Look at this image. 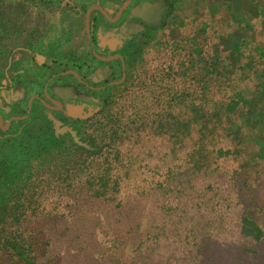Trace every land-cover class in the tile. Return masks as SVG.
Segmentation results:
<instances>
[{
  "label": "rangeland",
  "instance_id": "374dc122",
  "mask_svg": "<svg viewBox=\"0 0 264 264\" xmlns=\"http://www.w3.org/2000/svg\"><path fill=\"white\" fill-rule=\"evenodd\" d=\"M34 1L0 0V113L21 118L13 135L0 136V159L14 140L39 131L68 143L51 160L69 165L36 173L30 194L37 203L26 221L14 225L26 230L40 264H264V91L258 79L264 72V0L133 3L119 16L118 43L108 42L121 56L125 78L117 76L82 116L84 105L70 104L87 119L67 126L45 109L26 110L46 82L56 85L52 93L67 94L74 76L59 82L52 75L65 69L36 68L18 47L33 33L63 40L70 24L71 64L92 65L97 27L89 25L80 0ZM215 50L223 56L208 62L214 74L198 76L202 53ZM168 65L176 75L168 76ZM176 92L185 104L172 109L183 120L195 115L193 107L206 118L218 115L208 118L207 129L190 123L189 135L177 142L159 124L163 97ZM116 117L118 136L101 142ZM97 135L102 150L88 152L87 138ZM77 162L92 165L81 172ZM69 169L76 170L71 185L65 180ZM102 181L109 184L99 194L95 187ZM18 256L0 250V264H22Z\"/></svg>",
  "mask_w": 264,
  "mask_h": 264
},
{
  "label": "trees",
  "instance_id": "16d2710c",
  "mask_svg": "<svg viewBox=\"0 0 264 264\" xmlns=\"http://www.w3.org/2000/svg\"><path fill=\"white\" fill-rule=\"evenodd\" d=\"M223 54L220 51H214L212 55L202 53V58L199 63H204V65L198 66L197 75L200 76L203 72H209L214 74V71L209 70L207 66L209 61L218 60ZM207 66V69L204 67ZM168 76L176 75L177 71H174L172 65H168ZM172 70V71H170ZM216 75H221L217 72ZM259 86L264 91V72L258 73ZM128 81V80H127ZM168 81L163 82V89H170ZM208 85V84H207ZM211 86V85H210ZM206 85H202L200 92L204 93ZM207 89V88H206ZM218 91V86H213L211 90ZM171 94V93H170ZM240 95V94H237ZM180 95L173 93L172 95H167L163 97V119L159 120V124L163 126V135L168 136L174 141H182L188 136L190 128V123H199L204 129L208 128V118H218L217 113L214 115H198L197 112L200 110L198 107L194 108V114L188 121L183 120L181 117L175 115L173 107L177 104H185L179 97ZM109 112L107 114L110 115ZM81 122V121H80ZM112 122V123H111ZM109 122V128L102 133L101 142H106L107 140L113 141V137H117L119 130L121 128L120 118L116 117L115 120ZM125 131V130H124ZM99 136H89L87 139L88 144L92 148L88 149V152L96 153L102 150L97 139ZM64 137L57 135L55 132H37L19 140H14L10 143L11 149L7 154L0 159V250H8L9 253L13 252L18 254V258L22 264H40L38 251H35L34 244L26 238V230H22L20 227H14V225L21 224L23 221L27 220V212H29L33 204H36L37 197H34L33 192L30 194L31 189L35 185V175L36 173L44 167H65L69 164H65L62 160H51L57 159L53 158L54 155L62 154L65 149L68 148V143L64 145ZM95 148V149H94ZM46 159L50 160L49 162ZM79 165V166H78ZM92 163H79L75 164V168L80 169L81 172L90 168ZM80 170H77L80 172ZM70 175H66L67 185H71L74 182L75 169H69ZM67 172V171H66ZM67 174H69L67 172ZM104 176L99 180H103ZM87 184L92 185L94 188V180H87ZM101 187H95V190L102 192V189L108 186V181H102ZM31 196L33 198H31Z\"/></svg>",
  "mask_w": 264,
  "mask_h": 264
},
{
  "label": "flooded vegetation",
  "instance_id": "af4514ba",
  "mask_svg": "<svg viewBox=\"0 0 264 264\" xmlns=\"http://www.w3.org/2000/svg\"><path fill=\"white\" fill-rule=\"evenodd\" d=\"M161 1L162 0H123V2L118 5L116 13L111 18L107 17L106 15H104V19L101 18L100 20H93L91 18L89 21V25H91V28L93 29L97 27V29L92 30L91 33L92 39L94 41L93 47L91 45L90 49H92V53L95 57L94 62L91 65L87 61L83 65L82 63L76 62V59L74 58L75 60L73 61L72 59V64L77 68V70L74 69V71L71 70L72 64L70 58H68L71 54V48L69 49V46L64 48L61 45H59V47L58 45H56L54 46V49L56 51L60 50V52L56 54V57H51L50 59L45 60L43 63L36 60V46L40 45L42 47V44L49 43L55 40H57L56 43L60 44L62 43V40L55 39V36H52L49 33L42 37L35 35L34 33L31 36L23 37L24 40H28L26 41L27 44L18 47V49L31 55L34 62V67L42 68L46 66L50 68L59 67L62 68V70L65 69L67 72H62L60 74L58 73L59 75H52V77L54 76V79L59 80V82H64L66 79H70V76L68 75L74 76L72 85H69V87L67 88V94H65L66 92L52 93V91H58L56 85H53L52 81L49 83L46 82L43 87L44 93H41L42 95L35 94L30 98L26 114L32 112L35 107H39L40 109H45L44 112L46 113L52 112L51 114L54 116V118H57L63 126H67L66 124H68L72 120L82 121L84 119H87L80 116L75 117L68 115L66 114L67 112L65 110L67 109L69 104L80 106L84 105L83 113L80 114L81 116L84 115L85 113L89 112L90 105L102 101V94L107 85L113 82L117 78V76L119 77L120 75H122V78H125L124 65L121 62V56L117 51H113V44L108 43L110 39L112 42L114 41V39H116L118 43L119 36L118 32L116 31V27L118 26L120 18L122 17V15H125L126 12L131 10L133 3L137 4L136 2H138L140 5H143L144 3L160 4ZM103 24L106 26H110L111 30L101 31L100 26ZM18 39L19 38L17 37L16 41ZM104 39L106 45H104L103 43ZM96 42L97 45H95ZM100 53H106L107 56H100ZM82 67H85L86 70L84 71V73H81L82 75H78L77 71L78 69H83ZM53 101L56 104L51 105ZM19 119H21L20 116L16 114L8 116V113H0V136L6 138V136H8L9 134L13 135L14 132L17 131L16 121H18Z\"/></svg>",
  "mask_w": 264,
  "mask_h": 264
},
{
  "label": "crops",
  "instance_id": "0c3cea01",
  "mask_svg": "<svg viewBox=\"0 0 264 264\" xmlns=\"http://www.w3.org/2000/svg\"><path fill=\"white\" fill-rule=\"evenodd\" d=\"M41 1L42 0H35L34 3H35V5L36 4L40 5ZM80 1L83 2L84 5H85V3L87 5V11L89 12L88 13L89 14L88 22L90 21L91 18L93 20L94 19L100 20L101 18L104 19V15L111 18L112 17L111 15L114 14V11L112 10V8H114L116 10L118 5L123 2V0H80ZM44 5L52 6L48 2L45 3ZM38 7L35 6V8H37L36 9L37 15L42 13V11L40 12ZM46 14L49 16L50 10L47 11ZM96 14L98 15V17ZM41 16L43 17L44 15L42 14ZM64 35H66V36H64L62 43H60V44L56 43L57 40H55V41H51L49 43L42 44V47L40 45L36 46V50L33 48L35 50V53H36V60L38 62L43 63L45 60H48L51 57H56V54L58 52H60V50L56 51L54 49V46H56V45H58V47H59V45H61L64 48L69 46V49H70L72 47L71 25L70 24H69V29L65 30ZM87 49H88V47H85V48H82L80 51L82 53H86ZM40 67H42V66H40ZM66 110H67L66 114L71 115V116H78V114L73 113L72 110H74V109L72 108V106L70 104L68 105ZM79 112H80V110H79ZM79 115H80V113H79Z\"/></svg>",
  "mask_w": 264,
  "mask_h": 264
},
{
  "label": "water",
  "instance_id": "95a60500",
  "mask_svg": "<svg viewBox=\"0 0 264 264\" xmlns=\"http://www.w3.org/2000/svg\"><path fill=\"white\" fill-rule=\"evenodd\" d=\"M58 123V121H56Z\"/></svg>",
  "mask_w": 264,
  "mask_h": 264
}]
</instances>
